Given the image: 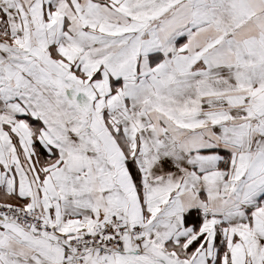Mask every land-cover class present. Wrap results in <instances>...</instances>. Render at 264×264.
<instances>
[{
  "label": "snow or ice",
  "instance_id": "6c2138e0",
  "mask_svg": "<svg viewBox=\"0 0 264 264\" xmlns=\"http://www.w3.org/2000/svg\"><path fill=\"white\" fill-rule=\"evenodd\" d=\"M0 264H264V0H0Z\"/></svg>",
  "mask_w": 264,
  "mask_h": 264
}]
</instances>
